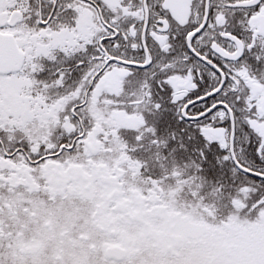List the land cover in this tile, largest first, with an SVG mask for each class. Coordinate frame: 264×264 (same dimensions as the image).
Wrapping results in <instances>:
<instances>
[{
	"label": "snow or ice",
	"instance_id": "1",
	"mask_svg": "<svg viewBox=\"0 0 264 264\" xmlns=\"http://www.w3.org/2000/svg\"><path fill=\"white\" fill-rule=\"evenodd\" d=\"M0 264H264V0H0Z\"/></svg>",
	"mask_w": 264,
	"mask_h": 264
}]
</instances>
